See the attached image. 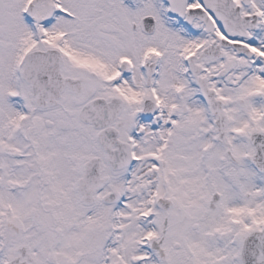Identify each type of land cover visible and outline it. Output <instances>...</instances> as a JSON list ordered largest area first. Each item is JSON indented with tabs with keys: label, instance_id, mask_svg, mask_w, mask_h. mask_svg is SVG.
I'll list each match as a JSON object with an SVG mask.
<instances>
[{
	"label": "snow or ice",
	"instance_id": "6c2138e0",
	"mask_svg": "<svg viewBox=\"0 0 264 264\" xmlns=\"http://www.w3.org/2000/svg\"><path fill=\"white\" fill-rule=\"evenodd\" d=\"M0 264H264V0H0Z\"/></svg>",
	"mask_w": 264,
	"mask_h": 264
}]
</instances>
